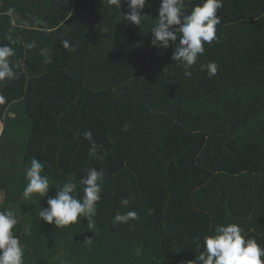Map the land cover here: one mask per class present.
<instances>
[{
  "label": "trees",
  "instance_id": "trees-1",
  "mask_svg": "<svg viewBox=\"0 0 264 264\" xmlns=\"http://www.w3.org/2000/svg\"><path fill=\"white\" fill-rule=\"evenodd\" d=\"M99 1L94 12L81 1L0 0V46L15 53L14 77L0 82V211L18 218L25 264H191L230 223L264 246V0H223L217 40L190 78L175 48L150 43L160 0H148L140 26ZM212 61L209 78L200 66ZM86 131L102 159L89 155ZM33 157L50 188L25 200ZM89 168L105 173L93 226L44 222L41 207L73 175L83 198ZM130 210L138 219L113 223Z\"/></svg>",
  "mask_w": 264,
  "mask_h": 264
},
{
  "label": "clouds",
  "instance_id": "clouds-1",
  "mask_svg": "<svg viewBox=\"0 0 264 264\" xmlns=\"http://www.w3.org/2000/svg\"><path fill=\"white\" fill-rule=\"evenodd\" d=\"M121 2L122 0H107L108 5L115 6L119 12L118 21L122 18ZM147 2L148 0H124L129 11L123 13V19L140 26L150 17L143 13ZM222 7L223 0H202L187 12L185 0H160L158 20L150 30L151 45L157 49H166L170 45L175 48L171 59L179 62L184 69L185 77L190 78L192 75L190 69L197 63L198 57L204 54L205 45H211L217 40L216 26L220 23L217 12ZM104 31L106 32L107 29ZM65 47L75 51V48L69 47L67 42ZM14 54L11 47L0 46V82L14 77L15 73L9 59ZM200 67L209 78H212L217 74L219 66L212 61ZM3 100L4 98L0 96V103ZM84 138L90 145L89 155L102 159L103 157L97 152L102 145H98L93 140L91 131H86ZM44 167L40 160L34 157L31 159L30 167L25 172V179L28 181L23 190L25 200L30 199L33 194H38L40 197L48 194L50 183L48 176L42 175ZM104 175L103 169L87 170V175L79 181V184L84 186L82 199L77 198L78 184L73 175L63 183L54 196L48 197L47 207H41L39 217L57 228L68 227L77 223L79 218H86L89 227H92L96 205L101 198ZM129 204L130 198L120 200L122 207H127ZM148 211L151 213L153 209ZM136 219H138L137 213L130 210L126 213H117L113 217V223H128L129 220ZM18 222L12 210L0 211V264H25L24 245L14 232ZM194 242L199 248V238ZM203 249L191 264H264V246L259 245L255 239L246 238L244 230L235 223L217 225L214 234L204 237Z\"/></svg>",
  "mask_w": 264,
  "mask_h": 264
},
{
  "label": "rangeland",
  "instance_id": "rangeland-1",
  "mask_svg": "<svg viewBox=\"0 0 264 264\" xmlns=\"http://www.w3.org/2000/svg\"><path fill=\"white\" fill-rule=\"evenodd\" d=\"M63 1H66V2H68L69 3V1L71 2V4L72 5H74L76 2H78L79 1V3H80V1L82 2L81 3V6L83 7V8H87V9H89L90 11H92L94 8V12L97 10V9H99V8H96V6L97 5H99V4H97V3H99L100 1L99 0H90V2H89V4H87L86 3V1H84V0H63ZM43 2L41 1V4H42ZM93 6V7H92ZM108 6V5H107ZM112 7H115V6H112ZM123 13H121V15H122ZM118 17H119V15H118ZM0 130H1V126H0ZM2 199V195L0 194V200Z\"/></svg>",
  "mask_w": 264,
  "mask_h": 264
}]
</instances>
